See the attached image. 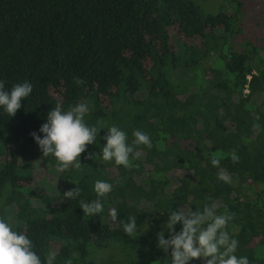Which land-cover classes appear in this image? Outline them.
Returning a JSON list of instances; mask_svg holds the SVG:
<instances>
[{"label": "trees", "instance_id": "1", "mask_svg": "<svg viewBox=\"0 0 264 264\" xmlns=\"http://www.w3.org/2000/svg\"><path fill=\"white\" fill-rule=\"evenodd\" d=\"M242 9L241 0H222L216 12L199 0H0V80L6 90L33 85L15 116L0 108V218L42 259L54 251V264H171L170 251L156 247L169 212L215 202L218 213H235L227 228L239 241L235 255L264 264V50L258 39L246 41ZM57 103L87 104L86 123L101 129L81 167L59 171L60 190L37 193L35 167L57 162L30 133L43 138L39 129ZM113 124L129 143L135 129L150 135L154 146H140L138 168L101 159ZM233 149L238 164L227 155ZM221 170L229 183L218 179ZM97 180L113 191L102 198L104 211L87 217L79 200L97 198ZM76 186L80 197L65 199ZM131 216L136 238L120 223Z\"/></svg>", "mask_w": 264, "mask_h": 264}, {"label": "clouds", "instance_id": "2", "mask_svg": "<svg viewBox=\"0 0 264 264\" xmlns=\"http://www.w3.org/2000/svg\"><path fill=\"white\" fill-rule=\"evenodd\" d=\"M76 85L84 83L83 79L74 78ZM33 85L28 81L14 84L10 90H6L5 82L0 80V108L13 117L22 107L32 93ZM89 112V106L79 103L64 110L57 103L48 112L47 122L42 124L39 132L43 138L32 132L33 137L43 157L52 156L57 162V169L65 171L72 167H81L80 157L86 152L87 146L96 142V137L101 128L89 126L85 116ZM253 131L259 132V125H254ZM132 141L129 143L128 135L118 125L113 124L107 129L104 137L101 159L105 162H115L117 166L125 169L138 168L133 160L141 156L140 146L148 149L153 148L150 135L143 130L135 129L132 132ZM157 147L163 148L158 142ZM233 164L240 162V157L233 149L227 154ZM85 159H96V153H88ZM211 164L219 168V154H214ZM218 179L229 183L230 177L225 170L218 173ZM117 180V184L121 183ZM97 198L90 202L79 200V207L84 216L94 217L104 211L102 198L113 191V185L97 180L94 184ZM81 195L79 187L66 190L63 193L65 199H77ZM207 200H211L208 197ZM109 216L113 222L117 221L118 213L115 208L110 209ZM235 217V213L225 209L218 213V205L205 203L202 209L185 210L183 207L170 211L168 219L163 225V230L157 233L156 247L164 253H169L171 264H189L192 260L203 259V264H250L246 256L235 255L239 241L230 236L227 230L228 224ZM124 234L136 238L140 233L137 231L136 216H131L127 221H120ZM177 224L182 225L180 231L175 230ZM169 233L165 239L164 231ZM32 240L22 232L14 230L5 219L0 218V264H54L57 253L50 251L46 258L42 259L34 250ZM65 264H72V260H66Z\"/></svg>", "mask_w": 264, "mask_h": 264}, {"label": "rangeland", "instance_id": "3", "mask_svg": "<svg viewBox=\"0 0 264 264\" xmlns=\"http://www.w3.org/2000/svg\"><path fill=\"white\" fill-rule=\"evenodd\" d=\"M243 3V12L241 21L245 24L246 27V41H251L252 38L258 39L256 43L257 47L261 50H264V0H241ZM199 3L208 10H214L216 12L219 8V5L222 4V0H199ZM172 42L175 41V32L172 34ZM192 42L198 43L200 40L194 38L190 40ZM263 54V52H262ZM208 61V60H207ZM183 69V68H179ZM180 77L185 76V72H180ZM257 105L259 102H263L262 96L259 94L255 98ZM264 103V102H263ZM255 104V105H256ZM111 171V168H110ZM59 170L50 166H43L38 163L35 167L34 172V181L33 185L37 193H56L60 190L61 183L58 179ZM172 178V185H177V179ZM35 203H38L34 199ZM54 248V246H53ZM54 250V249H53ZM260 254L264 256V251L260 250Z\"/></svg>", "mask_w": 264, "mask_h": 264}]
</instances>
